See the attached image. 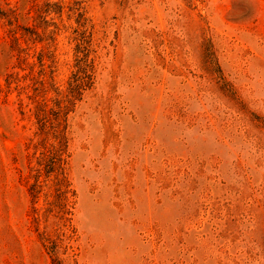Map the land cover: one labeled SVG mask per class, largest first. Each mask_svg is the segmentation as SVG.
Listing matches in <instances>:
<instances>
[{
  "label": "rangeland",
  "instance_id": "rangeland-1",
  "mask_svg": "<svg viewBox=\"0 0 264 264\" xmlns=\"http://www.w3.org/2000/svg\"><path fill=\"white\" fill-rule=\"evenodd\" d=\"M0 264H264V0H0Z\"/></svg>",
  "mask_w": 264,
  "mask_h": 264
},
{
  "label": "trees",
  "instance_id": "trees-1",
  "mask_svg": "<svg viewBox=\"0 0 264 264\" xmlns=\"http://www.w3.org/2000/svg\"><path fill=\"white\" fill-rule=\"evenodd\" d=\"M76 80H75V83H72V88L74 89L75 87H78L77 84H76Z\"/></svg>",
  "mask_w": 264,
  "mask_h": 264
}]
</instances>
